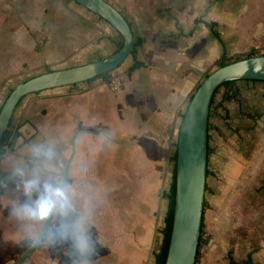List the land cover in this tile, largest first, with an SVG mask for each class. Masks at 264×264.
<instances>
[{
	"label": "crops",
	"instance_id": "crops-1",
	"mask_svg": "<svg viewBox=\"0 0 264 264\" xmlns=\"http://www.w3.org/2000/svg\"><path fill=\"white\" fill-rule=\"evenodd\" d=\"M107 1L128 21L133 43L139 40L132 54L145 65L128 72V55L112 72L125 77L117 92L96 78L22 98L10 126L29 122L35 133L16 150L27 158H0V240H17L16 219L29 221L11 205L29 196L24 182L39 169L42 183L31 194L45 180L60 188L68 133L99 123L109 142L102 242L114 264H148L159 188L188 100L224 53V59L264 53V0ZM121 42L108 22L74 0H0V108L17 83L105 58ZM77 133L67 182L72 174L90 185L103 182L92 161L73 163ZM48 150L52 159L42 154ZM202 222L208 239L200 264H264V81L233 80L212 96Z\"/></svg>",
	"mask_w": 264,
	"mask_h": 264
},
{
	"label": "water",
	"instance_id": "water-1",
	"mask_svg": "<svg viewBox=\"0 0 264 264\" xmlns=\"http://www.w3.org/2000/svg\"><path fill=\"white\" fill-rule=\"evenodd\" d=\"M74 1L108 22L121 35V46L105 58L82 65L52 69L17 83L0 108V138L11 123L16 106L26 95L87 81L112 71L130 55L133 46L132 29L124 15L113 4L107 0ZM233 80L264 81V53L241 57L214 68L199 82L188 100L177 136L173 215L164 264H195L204 207L208 110L215 89L222 83ZM34 133L35 130L29 122L19 126L16 136L0 158L8 155L27 158L16 150ZM71 145L72 153L62 173V189L67 184L68 167L74 153L73 140ZM51 219L52 215L46 220L32 247L14 264H21L27 255L37 249Z\"/></svg>",
	"mask_w": 264,
	"mask_h": 264
},
{
	"label": "rangeland",
	"instance_id": "rangeland-1",
	"mask_svg": "<svg viewBox=\"0 0 264 264\" xmlns=\"http://www.w3.org/2000/svg\"><path fill=\"white\" fill-rule=\"evenodd\" d=\"M240 55V56H245ZM129 59V58H128ZM228 59V58H227ZM234 57H231L226 62H231ZM127 59L122 63L126 64ZM218 67L217 64L210 68L208 72ZM110 72V77L113 76ZM202 77L200 81L203 79ZM110 89V88H109ZM111 90V89H110ZM113 92V90H111ZM101 118H104L101 116ZM100 124L92 125L87 130L76 128L67 135L66 145L64 150L66 151L65 158L59 165V179L62 184V173L64 166L68 161V157L71 153L70 139L73 137L75 131H78L75 140V155L73 163L83 164L88 161H92L94 165V175L99 178H104L103 182L93 181L92 184L81 180L80 175L72 174L68 179L67 185L64 189L68 190V195L71 201L72 208L70 211L63 213L59 225L55 214L53 213L50 226L43 236L42 242L38 245L37 249L31 252L24 258L21 264H114L110 259V251L107 243H103L102 231L107 232V216H108V186H107V172L104 173L107 167L109 142L107 134L102 133ZM85 151L91 153L92 158H86ZM171 180V167L167 165V171L165 177L160 185V200L158 207V217L154 220V232L150 240V251L148 264H155V254L158 252L161 239L162 228L164 226V216L167 208V198L163 197V192L169 188ZM60 184V185H61ZM87 184V186L85 185ZM43 189L35 195L30 194L28 197H24L23 205L20 201H11L13 209H20V206H24L26 203L30 204L41 195ZM37 195V196H36ZM16 199V198H15ZM14 209V211H16ZM17 220V221H16ZM16 223L22 228V232L17 240L7 241L9 244L4 245L3 239L0 240V264H14L19 257L37 240L41 233L44 224L26 219H16ZM106 221L105 229H102V224ZM201 244L199 247V258L201 255V249L206 244L208 239L207 232L203 228L201 236ZM1 239V237H0ZM260 259V258H259ZM200 259H198L197 264ZM261 264V261H258Z\"/></svg>",
	"mask_w": 264,
	"mask_h": 264
},
{
	"label": "clouds",
	"instance_id": "clouds-1",
	"mask_svg": "<svg viewBox=\"0 0 264 264\" xmlns=\"http://www.w3.org/2000/svg\"><path fill=\"white\" fill-rule=\"evenodd\" d=\"M37 155L41 152L38 150ZM48 159L53 158V152L51 150L42 153ZM42 183L40 170L37 169L33 172L32 178L27 179L24 182L23 190L25 195H30L33 190L37 189ZM60 193V195H57ZM47 203L50 207L49 215L41 217L39 214L42 204ZM72 208L71 201L68 195V190L58 187V182L56 180H45L43 183V192L38 198L32 201L30 204L26 203L22 208L17 210L18 215L27 217L31 221L43 223L53 213L55 214L57 224L61 220L64 212L70 211Z\"/></svg>",
	"mask_w": 264,
	"mask_h": 264
},
{
	"label": "trees",
	"instance_id": "trees-1",
	"mask_svg": "<svg viewBox=\"0 0 264 264\" xmlns=\"http://www.w3.org/2000/svg\"><path fill=\"white\" fill-rule=\"evenodd\" d=\"M139 42V40H136V42L133 43L137 44ZM122 43V42H121ZM120 43V46H121ZM119 46V47H120ZM132 54V50L131 53ZM256 54H260L258 52H256L255 50H251L250 52H248L245 56H236L234 57V60L240 59L241 57H249L252 55H256ZM132 58L133 61L131 63V65L128 67V72H132L133 70L143 67L145 65L144 62L137 60L133 54H132ZM230 58H225L221 61H219L217 63L218 66L224 65L225 63H227L226 61H228ZM51 69H47L46 71H50ZM209 73V72H208ZM208 73H206L204 75V77H206L208 75ZM96 78H102L106 81L109 80L110 78V73H104L101 74L95 78H92L90 80L87 81H91L93 79ZM230 81L224 82L221 85L225 84V83H229ZM219 85L215 91L221 86ZM214 91V93H215ZM40 92V91H38ZM213 93V95H214ZM17 133V128L12 130L10 129V124L8 125V128L3 132L1 138H0V155H3L6 152L7 147L9 146L11 140L16 136ZM175 149H174V153L172 155L171 158V167H172V172H171V181L169 183V188L167 191L163 192V197L167 198V208H166V213L164 216V226L162 228V239H161V244L159 247L158 252L155 254V264H164L165 262V257H166V253H167V247H168V242H169V237H170V231H171V224H172V215H173V204H174V178H175V161H176V145H177V141L175 142ZM202 232H203V222H201V229H200V235H199V242H198V248H197V254H196V259H195V264H197L198 259H199V247L201 244V236H202Z\"/></svg>",
	"mask_w": 264,
	"mask_h": 264
},
{
	"label": "built area",
	"instance_id": "built-area-1",
	"mask_svg": "<svg viewBox=\"0 0 264 264\" xmlns=\"http://www.w3.org/2000/svg\"><path fill=\"white\" fill-rule=\"evenodd\" d=\"M125 77L124 76H111L109 80L107 81L108 87L113 90V92H117L120 87L124 84ZM17 128V127H16ZM15 127L10 126V129L14 130ZM8 148V147H7ZM7 150V149H6Z\"/></svg>",
	"mask_w": 264,
	"mask_h": 264
},
{
	"label": "snow or ice",
	"instance_id": "snow-or-ice-1",
	"mask_svg": "<svg viewBox=\"0 0 264 264\" xmlns=\"http://www.w3.org/2000/svg\"><path fill=\"white\" fill-rule=\"evenodd\" d=\"M57 195H60V193H58ZM50 212V207L47 203L42 204L41 208H40V212L39 214L41 215V217L47 216L49 215Z\"/></svg>",
	"mask_w": 264,
	"mask_h": 264
}]
</instances>
